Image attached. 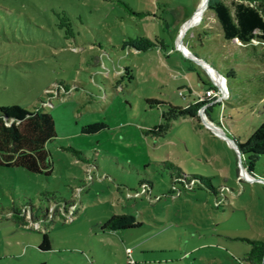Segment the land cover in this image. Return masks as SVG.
Listing matches in <instances>:
<instances>
[{
    "label": "rangeland",
    "instance_id": "374dc122",
    "mask_svg": "<svg viewBox=\"0 0 264 264\" xmlns=\"http://www.w3.org/2000/svg\"><path fill=\"white\" fill-rule=\"evenodd\" d=\"M201 1L0 0V108L43 107L57 134L50 175L0 166V264H251L249 241H264V155L240 156L175 112L209 83L176 44L180 10L190 17ZM202 16L183 43L221 60L228 99L207 115L238 145L264 122V45L222 47L212 12ZM137 34L168 48L123 49ZM168 163L217 193L174 183Z\"/></svg>",
    "mask_w": 264,
    "mask_h": 264
},
{
    "label": "trees",
    "instance_id": "16d2710c",
    "mask_svg": "<svg viewBox=\"0 0 264 264\" xmlns=\"http://www.w3.org/2000/svg\"><path fill=\"white\" fill-rule=\"evenodd\" d=\"M209 0L207 10L216 18L225 41L236 44L238 47L252 46L254 41L258 45H264V0ZM132 14L139 17L149 16L150 13L136 14L126 6ZM207 36L208 33L204 32ZM199 40L200 37H198ZM257 45V44H256ZM123 49L136 52H147L154 49L167 50L162 39L152 40L146 35L137 34L128 37L123 42ZM64 91H68L66 85L61 84ZM210 88H214L210 85ZM199 104L186 109H177L175 112L181 117H196ZM56 128L53 117L44 111V108H35L28 111L20 106L0 108V166L8 168H22L30 173L50 175L52 162L46 148L48 142L56 138ZM243 155H264V122L255 130L252 136L244 143L238 144ZM76 154L80 152L74 151ZM172 167L173 164L168 163ZM176 174L172 175L174 183L184 186L196 185L199 188L212 193H217L213 187L211 178L201 175H186L180 168L174 167ZM62 203V204H61ZM55 208L63 206L64 213H68L73 204L62 200ZM216 207H221L217 202ZM115 224V218L109 221L107 227ZM137 225L127 224L124 228H132ZM251 248L246 253L244 260L251 264H264V241H249ZM40 250H50V240L43 235Z\"/></svg>",
    "mask_w": 264,
    "mask_h": 264
},
{
    "label": "crops",
    "instance_id": "0c3cea01",
    "mask_svg": "<svg viewBox=\"0 0 264 264\" xmlns=\"http://www.w3.org/2000/svg\"><path fill=\"white\" fill-rule=\"evenodd\" d=\"M181 13L179 12V15L177 17V21L175 22V25L179 28V30L182 28V26L195 14V11L193 15H191L190 17H183V10H180ZM212 18H215L214 17V14L212 13ZM215 21L216 18H215ZM218 24V22H217ZM219 25V24H218ZM220 27V26H219ZM220 31H221V28H220ZM205 32H207V30H205ZM208 33V32H207ZM207 36H210L209 33ZM207 38V37H206ZM220 39L223 41V45L222 47H226V43L227 41L224 40L223 38V35H222V31H221V34H220ZM208 41L210 40L207 39ZM176 41H177V36H176ZM214 42V40H213ZM219 44H222V42H219ZM236 45V44H235ZM183 46L186 50H188L190 53L192 54H195L197 55L201 60H203L206 64H208L209 66H211L215 71H217L220 75H222V73L220 72V64L219 62L221 61L220 59L216 58V56L213 54V50H208V51H204L203 54H199V53H196V52H193L192 50L189 49L188 46H186L184 43H183ZM186 57V56H185ZM186 59H190L188 57H186ZM201 67V66H200ZM204 71H205V74L207 75V78L209 79V83L208 82H202V85H203V89L201 91H195L193 89H190V98L188 99V101L186 100V102L183 104V105H179L178 108H181V109H186L190 106H193V105H196V104H199V108H198V112H197V116L196 117H190L191 120L193 121H197L199 124H200V121L203 122V124L205 125L203 119L206 120V122H208L209 125L211 126H214V127H219L221 128L223 131L224 129L220 126V125H217L215 124L214 122H212L209 117H208V112H210L218 103L216 102L214 105H210L211 104V99H206L204 102H199L200 99L202 97H204L205 95V92L210 89V85L215 87L216 90H220L219 89V86H218V83L213 80L212 78V75L210 73H208L207 70H205L203 67H201ZM223 76V75H222ZM219 81V80H218ZM209 84V85H207ZM263 84H264V81H263ZM227 88V87H226ZM207 104V105H206ZM206 126V125H205ZM207 127V126H206ZM208 128V127H207ZM209 129V128H208ZM210 130V129H209ZM211 131V130H210ZM225 132V131H224Z\"/></svg>",
    "mask_w": 264,
    "mask_h": 264
},
{
    "label": "water",
    "instance_id": "95a60500",
    "mask_svg": "<svg viewBox=\"0 0 264 264\" xmlns=\"http://www.w3.org/2000/svg\"><path fill=\"white\" fill-rule=\"evenodd\" d=\"M208 3L209 0H205L204 3V7L202 8L201 12L203 13L204 10H207L208 7ZM199 9V8H198ZM198 11V10H197ZM197 12H195V14L182 26V28L180 29L179 32V36L177 38L176 44H177V48L179 51H181L186 57L190 58L191 60H193L195 63H197L199 66L203 67L205 70L208 71V73H210L209 71L212 70L214 71L216 74H218L220 77H222L224 80L225 78L220 75L217 71H215L211 66H209L208 64H206L203 60H201L197 55L190 53L188 50H186L183 46V38L184 36L187 34V32L189 31V29L192 27V25L190 24L191 20L194 18V16L196 15ZM210 69V70H209ZM213 77V76H212ZM214 79V77H213ZM218 86L220 88V90H222V87L220 86V84L218 83ZM205 125L220 139L228 142V144L237 150V152L240 154V150H239V146L237 145V143L235 142V140L231 139L230 137H228L226 135V133L219 127H215L218 129L215 130V128H213V126L209 125L208 122H206L205 119H203ZM242 171H243V167L241 166V176H242ZM243 177V176H242Z\"/></svg>",
    "mask_w": 264,
    "mask_h": 264
},
{
    "label": "bare ground",
    "instance_id": "6f19581e",
    "mask_svg": "<svg viewBox=\"0 0 264 264\" xmlns=\"http://www.w3.org/2000/svg\"><path fill=\"white\" fill-rule=\"evenodd\" d=\"M204 3H205V0H202L201 1V4H200V7H199V9H198V11H197V13H196V15L194 16V18L191 20V22H190V24L192 25V26H194V25H196L201 19H202V15L204 14V11H203V13L201 12V10H202V8L204 7ZM210 70V69H209ZM210 72V74L215 78V81H218L219 80V84H220V86L222 87V91L224 92V94H227V88H226V85H225V81H224V79L222 78V77H220L218 74H216L214 71H212V70H210L209 71ZM213 128H215L214 126H213ZM215 130H217L218 131V129L217 128H215ZM242 176L244 177V178H247V179H249V176L247 175V173H246V171H245V169H243V171H242Z\"/></svg>",
    "mask_w": 264,
    "mask_h": 264
},
{
    "label": "built area",
    "instance_id": "2783aa9c",
    "mask_svg": "<svg viewBox=\"0 0 264 264\" xmlns=\"http://www.w3.org/2000/svg\"><path fill=\"white\" fill-rule=\"evenodd\" d=\"M206 99H211L212 102L210 105H214L216 102H218L216 104H219V102L223 103L225 100L228 99V91L227 94H224L222 90H216L214 88H210L205 92L204 97H202L199 102H204Z\"/></svg>",
    "mask_w": 264,
    "mask_h": 264
}]
</instances>
